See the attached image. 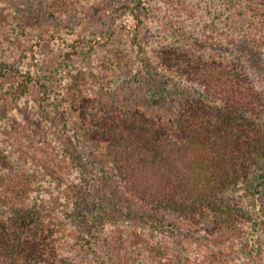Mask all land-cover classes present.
Wrapping results in <instances>:
<instances>
[{"label":"rangeland","instance_id":"374dc122","mask_svg":"<svg viewBox=\"0 0 264 264\" xmlns=\"http://www.w3.org/2000/svg\"><path fill=\"white\" fill-rule=\"evenodd\" d=\"M169 45L238 59L264 120V0H0V242L31 211L56 247L46 264H264V184L232 191L237 221L184 217L104 169L108 141L91 151L86 107L129 109L161 88L172 107L204 94L161 62ZM18 67L32 70L27 89L6 80ZM23 179L30 192L11 202Z\"/></svg>","mask_w":264,"mask_h":264},{"label":"trees","instance_id":"16d2710c","mask_svg":"<svg viewBox=\"0 0 264 264\" xmlns=\"http://www.w3.org/2000/svg\"><path fill=\"white\" fill-rule=\"evenodd\" d=\"M158 54L168 69L197 82L204 94L172 107L162 94L167 89L161 88L145 92L129 109L114 102L86 107L84 116L97 126L86 130L93 140L91 151L96 154L108 141L109 163L99 162L150 206L192 218L212 211L224 222L237 221L243 206L232 191L241 183L248 189L264 184L259 91L238 59L201 54L185 45L162 47ZM3 65L9 70L7 62ZM6 74L18 89H27L32 81V70L18 67ZM211 94L219 101L207 98ZM31 184V179L13 182L5 195L16 201L20 192H30ZM34 213L27 211L20 225H4L8 236L0 242V254L8 264H46L55 255L48 227L33 226Z\"/></svg>","mask_w":264,"mask_h":264}]
</instances>
